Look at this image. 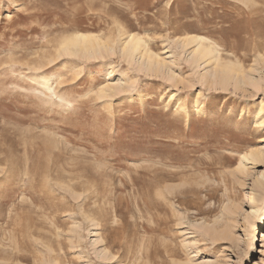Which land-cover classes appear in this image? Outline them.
<instances>
[{
    "label": "rangeland",
    "instance_id": "obj_1",
    "mask_svg": "<svg viewBox=\"0 0 264 264\" xmlns=\"http://www.w3.org/2000/svg\"><path fill=\"white\" fill-rule=\"evenodd\" d=\"M261 104L264 0H0V264H264Z\"/></svg>",
    "mask_w": 264,
    "mask_h": 264
},
{
    "label": "bare ground",
    "instance_id": "obj_2",
    "mask_svg": "<svg viewBox=\"0 0 264 264\" xmlns=\"http://www.w3.org/2000/svg\"><path fill=\"white\" fill-rule=\"evenodd\" d=\"M100 41H101V39H100ZM101 42H99L98 37H96L94 35L85 34V33H78L76 35H73L71 37L64 39L63 42L61 43L60 49L65 54H71V53L77 54L74 51L79 49V50H81V52L83 54H85L87 56V54L90 55L92 52H94V50H96V48L99 49L100 47H102L103 44L101 45ZM206 43H207L206 39H204L201 36H194V35L187 36L186 44L192 45L195 48L193 51L194 61L198 62L201 59H205V58L209 57V58L214 60L217 67L219 66V73L220 74L228 73V71H229L228 65L229 64L221 65V63H219V60L217 57V52L213 48H211L210 46L206 45ZM144 48L145 47L142 46V42L139 39V37L137 38L133 35H129L126 38V41L124 42L123 51L125 52L127 58H129V59L132 58V55L136 51H143L144 53L142 55H144L146 57L147 61L151 62V58L146 53L147 51L146 52L144 51ZM101 49H104V48H101ZM98 52H99V50H98ZM124 52H123V54H124ZM248 86L250 88L254 89L255 88V82H253L252 80H249ZM253 123L257 126H260V127H262V125H264V104H261L257 107L256 113L254 115ZM249 160L256 162V161H259V157L256 154H249V156L245 155V157L243 158V162L249 161ZM260 178L262 181H264V173H262L260 175ZM257 185H260L263 188L264 182L260 183L257 181ZM250 201L256 202V198L254 196L250 195ZM262 224H264V217H263V223ZM262 227L264 228V226L260 225V228H262ZM261 238H262L261 242H264V233L261 234Z\"/></svg>",
    "mask_w": 264,
    "mask_h": 264
}]
</instances>
